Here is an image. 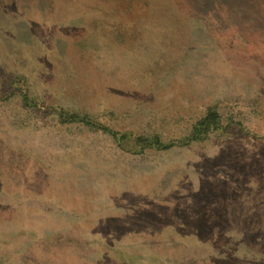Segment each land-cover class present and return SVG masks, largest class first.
<instances>
[{
  "label": "rangeland",
  "instance_id": "obj_1",
  "mask_svg": "<svg viewBox=\"0 0 264 264\" xmlns=\"http://www.w3.org/2000/svg\"><path fill=\"white\" fill-rule=\"evenodd\" d=\"M0 264H264V0H0Z\"/></svg>",
  "mask_w": 264,
  "mask_h": 264
},
{
  "label": "trees",
  "instance_id": "obj_2",
  "mask_svg": "<svg viewBox=\"0 0 264 264\" xmlns=\"http://www.w3.org/2000/svg\"><path fill=\"white\" fill-rule=\"evenodd\" d=\"M22 105L26 109H34L37 111H47V113L53 114L57 118V122L61 125H68L74 123H80L83 126L93 129L101 130L104 133L110 135L114 140L118 141V144H121L128 138L122 133L116 132L108 127H104L100 123H96L87 115H79L76 113H69L64 109H56L54 107H44L38 101L29 97L27 93H22L21 95ZM229 125H234L232 120H228ZM221 117L214 108H209L205 115L200 118L192 127V130L189 134L177 141H170L169 143H163L158 135L146 136L139 135L134 138L133 144L135 147H140L142 150L145 148L156 149V150H169L173 146L182 145L187 146L192 142H199L205 139L212 132H219L223 129Z\"/></svg>",
  "mask_w": 264,
  "mask_h": 264
}]
</instances>
